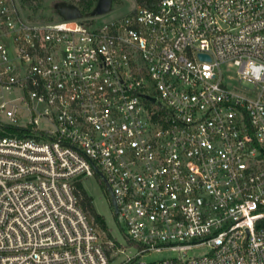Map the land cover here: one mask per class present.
Instances as JSON below:
<instances>
[{
  "label": "built area",
  "instance_id": "2783aa9c",
  "mask_svg": "<svg viewBox=\"0 0 264 264\" xmlns=\"http://www.w3.org/2000/svg\"><path fill=\"white\" fill-rule=\"evenodd\" d=\"M94 177L125 246L79 204ZM0 264H264V0L102 26L0 0Z\"/></svg>",
  "mask_w": 264,
  "mask_h": 264
},
{
  "label": "rangeland",
  "instance_id": "374dc122",
  "mask_svg": "<svg viewBox=\"0 0 264 264\" xmlns=\"http://www.w3.org/2000/svg\"><path fill=\"white\" fill-rule=\"evenodd\" d=\"M18 5L22 11V14L27 18L37 22H50L60 19L58 14V8L62 4L67 6H75L82 12V16L85 18H92L96 21V24L102 26L108 22L116 20L137 7V3L134 0H111L109 12L101 15L94 16L92 12L99 2L96 0L91 9L82 11L80 8L81 0H17ZM221 72L228 83L237 86L234 83L236 79V70L230 66H222ZM232 80V81H231ZM23 118V116L21 117ZM82 188L85 193L92 199V206L95 212L101 216L104 220V224L108 232L120 245L125 246V240L122 231L116 225L114 218L111 214V208L106 202V195L98 178H87L82 181ZM98 225V224H97ZM99 229L100 226L98 225ZM104 231V230H103ZM106 234L107 231H104ZM108 235V234H107ZM207 251L205 248L195 249L185 254V257H199L205 254ZM178 257L177 253L163 251L160 253H153L147 255L144 260L147 262H155L168 258Z\"/></svg>",
  "mask_w": 264,
  "mask_h": 264
},
{
  "label": "trees",
  "instance_id": "16d2710c",
  "mask_svg": "<svg viewBox=\"0 0 264 264\" xmlns=\"http://www.w3.org/2000/svg\"><path fill=\"white\" fill-rule=\"evenodd\" d=\"M134 1L137 3V6H141V5H148V4L154 3L157 0H134ZM95 2L96 0H81V3L79 6L81 10L84 11V10L91 9ZM78 198H79V204L81 208L86 212L89 219H93L94 222L98 224L102 230L108 232L104 224L103 218L95 212L92 206V199L85 193V191L80 185H78ZM107 234L110 235L109 232Z\"/></svg>",
  "mask_w": 264,
  "mask_h": 264
},
{
  "label": "water",
  "instance_id": "95a60500",
  "mask_svg": "<svg viewBox=\"0 0 264 264\" xmlns=\"http://www.w3.org/2000/svg\"><path fill=\"white\" fill-rule=\"evenodd\" d=\"M110 3H111V0H99V2L97 3V5L95 6L92 12V15L101 16V15L108 13L110 9ZM58 14L60 18L64 21L81 19L83 17L78 8L72 5L67 6L66 4H62L61 6H59ZM201 58L206 59L208 61V58H205V57H201ZM110 197H111V202H112L114 212L117 213V208H116V204L114 201V197L112 194L110 195Z\"/></svg>",
  "mask_w": 264,
  "mask_h": 264
}]
</instances>
